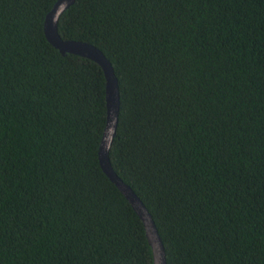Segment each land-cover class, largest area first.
Masks as SVG:
<instances>
[{
    "label": "trees",
    "instance_id": "trees-1",
    "mask_svg": "<svg viewBox=\"0 0 264 264\" xmlns=\"http://www.w3.org/2000/svg\"><path fill=\"white\" fill-rule=\"evenodd\" d=\"M57 1L0 0V264H154L100 164L104 69L46 36ZM59 32L114 66L110 159L167 264H264V0H76Z\"/></svg>",
    "mask_w": 264,
    "mask_h": 264
},
{
    "label": "water",
    "instance_id": "water-1",
    "mask_svg": "<svg viewBox=\"0 0 264 264\" xmlns=\"http://www.w3.org/2000/svg\"><path fill=\"white\" fill-rule=\"evenodd\" d=\"M75 2L76 0H58L56 2L45 19L46 36L48 40L63 54L73 53L88 57L99 63L104 69L107 80L106 93L108 117L99 149L100 164L105 173L130 201L140 218L143 220L147 237L153 250L154 264H167L165 244L151 212L133 188L117 174L110 159V150L116 136L121 109L119 79L116 75L114 66L104 52L97 46L82 40L64 39L59 32V20L62 13Z\"/></svg>",
    "mask_w": 264,
    "mask_h": 264
}]
</instances>
